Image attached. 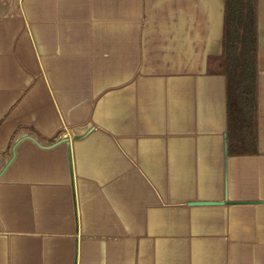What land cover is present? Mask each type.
I'll use <instances>...</instances> for the list:
<instances>
[{"label":"crops","instance_id":"0c3cea01","mask_svg":"<svg viewBox=\"0 0 264 264\" xmlns=\"http://www.w3.org/2000/svg\"><path fill=\"white\" fill-rule=\"evenodd\" d=\"M257 19L230 154L226 0H0V264H264Z\"/></svg>","mask_w":264,"mask_h":264},{"label":"trees","instance_id":"16d2710c","mask_svg":"<svg viewBox=\"0 0 264 264\" xmlns=\"http://www.w3.org/2000/svg\"><path fill=\"white\" fill-rule=\"evenodd\" d=\"M257 0H226L223 64L227 74L228 151L257 152Z\"/></svg>","mask_w":264,"mask_h":264},{"label":"water","instance_id":"95a60500","mask_svg":"<svg viewBox=\"0 0 264 264\" xmlns=\"http://www.w3.org/2000/svg\"><path fill=\"white\" fill-rule=\"evenodd\" d=\"M215 204V203H220V202H214V201H197L195 204Z\"/></svg>","mask_w":264,"mask_h":264}]
</instances>
